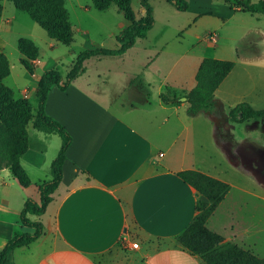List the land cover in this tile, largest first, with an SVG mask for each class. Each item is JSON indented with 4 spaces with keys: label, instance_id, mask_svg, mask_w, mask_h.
<instances>
[{
    "label": "crops",
    "instance_id": "0c3cea01",
    "mask_svg": "<svg viewBox=\"0 0 264 264\" xmlns=\"http://www.w3.org/2000/svg\"><path fill=\"white\" fill-rule=\"evenodd\" d=\"M5 1L0 15V52L8 59L7 49L13 48L21 64L24 56L18 50V40L24 38L38 50L37 41L42 37L24 22L20 10L8 7ZM140 1L131 0V8L134 2L139 5L135 19L144 16ZM187 1V9L181 12L167 0H148L154 23L145 37L138 38L120 56L86 59L85 71L64 91L56 85L49 89L45 112L65 127L71 143L61 183L48 204H53L52 212L44 222L37 215H28L30 220L42 222V235L15 248L6 264H205L199 254L191 253L176 239L196 216V202L201 197L178 175L187 169L230 184L206 227L221 235L223 243L235 244L259 258L264 256V179L252 168L251 177L235 156L241 147L264 149V125L255 126L259 136H245V129H240V137L233 141L227 136L229 129L242 124L231 122L228 116L236 105L227 104L234 90L247 88L248 96L264 104V14L236 6L241 0H231L234 5L223 0ZM72 4L64 0L69 21L71 6L76 16L104 13L114 16L117 23L102 31L97 44H89L84 40L89 29L78 22L76 31L85 44L76 50L74 40L62 47L49 37L50 50L59 51L50 64L41 66L38 53L32 62L33 73L26 71L27 81L21 88L6 84L12 73L9 68L3 83L15 98L25 97L34 105L36 84L43 71L58 68L64 75L80 51L121 46L116 35L125 26V19L116 5L98 11L90 3ZM205 57L231 60L234 67L215 90L210 108L187 117L183 114L187 102H165L162 95L167 90L177 97L187 94ZM65 59L67 66L62 70ZM89 64L96 72L90 90L77 83L88 77ZM244 97L239 102H247ZM155 113L166 120L174 117L185 130L199 120L207 145L211 139L222 152L232 155L231 168L215 158L209 164L183 151L173 154L175 139L163 141V133L148 124ZM51 134L32 126L28 130V147L19 158L28 186H21L9 168L0 169V250L14 235L34 232L21 222L20 213L28 198L39 201V185L52 177L51 162L59 146L49 149ZM213 152L217 153L216 148ZM208 158L210 161L212 156ZM133 242L137 247L130 246Z\"/></svg>",
    "mask_w": 264,
    "mask_h": 264
},
{
    "label": "trees",
    "instance_id": "16d2710c",
    "mask_svg": "<svg viewBox=\"0 0 264 264\" xmlns=\"http://www.w3.org/2000/svg\"><path fill=\"white\" fill-rule=\"evenodd\" d=\"M40 26L55 41L68 45L73 40V28L69 21L64 0H7ZM178 11H185L187 0H167ZM234 5L231 0H223ZM111 4L117 6L123 14L125 26L117 33L116 39L121 46L117 49L90 48L80 51L70 69L63 75L58 68H49L43 71L36 84L35 104L24 98H15L10 88L4 85L3 79L9 75L7 57L0 52V169L9 168L13 177L23 187L29 185L26 172L19 163L20 156L28 147L27 123L32 120V128L45 133H56L61 138L59 150L51 162V179L42 182L39 189V201L28 198L21 209L20 220L34 228L33 233L14 235L0 250V264H6L9 254L18 247L28 245L38 239L43 233L41 221H32L28 215H41L48 204L53 200V193L61 183L62 166L65 153L71 143V136L65 127L45 112V102L49 89L56 85L65 90L68 85L85 71L84 61L97 56H120L131 47L138 38H143L153 26L154 18L152 7L148 0H141L140 6L144 9V16L135 19L131 8V0H91V7L104 11ZM246 11H259L264 14V0L253 3L250 0H241ZM3 6L0 0V15ZM18 50L23 54L21 64L29 73H33V61L38 52L35 45L24 39L18 40ZM234 67L231 60H222L205 57L201 60L195 74V85L182 97L187 102L186 114L189 117L206 111L212 104L215 90ZM181 98V97H180ZM163 101L168 99L163 94ZM229 120L241 123L247 119L264 117V108H253L247 102H239L230 108ZM17 123V128L13 123ZM178 175L188 183L201 197L196 202L197 214L189 225L177 235V241L193 254H199L205 264H264V256L259 258L241 247L223 243V237L206 227L208 217L223 200L230 189V184L197 170H183Z\"/></svg>",
    "mask_w": 264,
    "mask_h": 264
},
{
    "label": "rangeland",
    "instance_id": "374dc122",
    "mask_svg": "<svg viewBox=\"0 0 264 264\" xmlns=\"http://www.w3.org/2000/svg\"><path fill=\"white\" fill-rule=\"evenodd\" d=\"M68 4H77V3H90L91 0H67ZM5 3L8 5V7L15 9L13 4L10 1H5ZM72 4V5H73ZM139 5H137L135 2L133 3L132 11L135 14L138 10ZM19 11V10H18ZM96 13V12H95ZM109 13V12H108ZM19 14L24 17V22H27V24L32 25L38 33H40V38L38 42V53L40 54V61L42 62L41 65L45 64H50L49 62H52L53 57L55 56L56 53L59 50L56 51H51L50 47L48 46V41H50V38L47 36L46 32L38 26L36 23H34L28 14L23 11H19ZM77 11L73 10L72 7L70 6V21L72 23V28H73V36H74V43L73 47L76 49H80L81 46H84L85 42H80L79 40V34L76 31V28L78 27V22L79 24H83L87 29H89V35L86 37V41L89 42V44H97L100 41V36L102 31L105 29L112 27L113 24L117 23L116 19L114 16L109 15V14H104V13H97L95 14L96 16L92 17H86V16H76ZM30 27V26H29ZM28 34V31H23V33ZM15 35V34H14ZM14 35H12V43L14 42ZM78 38H76V37ZM62 45L63 44H59ZM8 51V63L12 65L9 68L11 69V76L6 79V84L9 86L10 84L16 85L18 88L22 87V84L27 81V77L25 78L26 75V70L25 68L18 62L16 58V53L14 52V49L10 48L7 49ZM62 70H65L67 66V61L62 60ZM96 78V72L93 70V65L89 64L88 65V77L80 78L77 83L80 85H83L86 89L90 90L94 86ZM250 92L249 89L247 88H238L233 91L232 96L228 98L227 104H237L239 100H242V96L244 97V100H246L253 108H264V104H261L262 101L259 98H251V96H248V93ZM15 95L18 94V91L14 89ZM24 94H27V90L24 92ZM168 101H172L173 104H180L181 103V98L177 96H173V94L167 90L164 94ZM24 99H27L23 97ZM227 109V107H226ZM186 110V108H185ZM222 112V111H221ZM183 114H186V111L183 112ZM222 114V113H221ZM189 117V116H187ZM32 120L30 119L27 123V130L31 129L32 125ZM262 121V122H259ZM199 120H195L193 126L189 130H185V126L177 119L174 117H171L169 120H166L165 116L162 114L155 113L154 115H151L150 118L148 119V124L153 127L155 132H162V140H171L175 139L176 144H174V148L172 150L173 154L186 152L187 155L192 156L193 158L197 160H203L206 163H212L213 159H217L222 166L224 167H230V159L233 160L232 155L227 153V155L222 152L221 149L217 147V145H214V142L209 139L208 145H207V137L206 140L205 138L203 139L202 133H201V126H199ZM258 123H262L264 125V119H254V120H245L242 122L240 125H235L233 128L229 129L230 131H227V136L228 139L233 141L234 139H238L241 135L240 129H245L246 130V135H257L259 136V133L256 132L259 129H256V125ZM188 124V123H186ZM14 128H17V123L14 122L13 124ZM158 130V131H157ZM264 132V129H262ZM263 134V133H262ZM213 140V139H212ZM214 141V140H213ZM49 144V149L53 150L56 146L60 147L61 145V138L58 134L54 133L51 134V138L48 141ZM216 148L217 153L213 152V149ZM261 150V151H260ZM172 154V155H173ZM212 156V159L209 161V156ZM208 156V157H207ZM235 156L238 159V165L243 169L246 170L249 174H251V168L253 170H256L258 173V177L261 179H264V149H251L249 147H241L238 151V155L235 154ZM232 171V169H230ZM254 172V171H253ZM235 173V172H234ZM237 177H241L240 174H237ZM253 174V173H252ZM251 174V177L253 175ZM53 210V204H50L47 206L46 211L42 215H38L39 220L45 221L50 213Z\"/></svg>",
    "mask_w": 264,
    "mask_h": 264
},
{
    "label": "built area",
    "instance_id": "2783aa9c",
    "mask_svg": "<svg viewBox=\"0 0 264 264\" xmlns=\"http://www.w3.org/2000/svg\"><path fill=\"white\" fill-rule=\"evenodd\" d=\"M161 156V153L159 154ZM138 243L137 242H133L130 244L131 247H137Z\"/></svg>",
    "mask_w": 264,
    "mask_h": 264
},
{
    "label": "water",
    "instance_id": "95a60500",
    "mask_svg": "<svg viewBox=\"0 0 264 264\" xmlns=\"http://www.w3.org/2000/svg\"><path fill=\"white\" fill-rule=\"evenodd\" d=\"M181 100H182V101H185V97H181Z\"/></svg>",
    "mask_w": 264,
    "mask_h": 264
}]
</instances>
